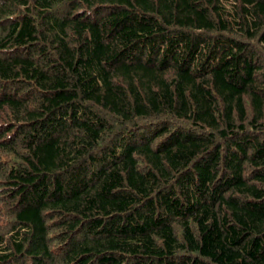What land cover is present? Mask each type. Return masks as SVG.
Segmentation results:
<instances>
[{
	"label": "trees",
	"instance_id": "obj_1",
	"mask_svg": "<svg viewBox=\"0 0 264 264\" xmlns=\"http://www.w3.org/2000/svg\"><path fill=\"white\" fill-rule=\"evenodd\" d=\"M0 264H264V0H0Z\"/></svg>",
	"mask_w": 264,
	"mask_h": 264
}]
</instances>
